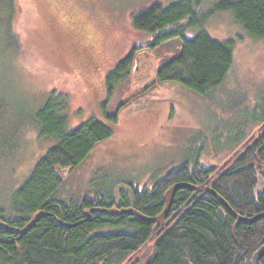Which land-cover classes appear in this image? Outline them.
Listing matches in <instances>:
<instances>
[{"label": "rangeland", "instance_id": "1", "mask_svg": "<svg viewBox=\"0 0 264 264\" xmlns=\"http://www.w3.org/2000/svg\"><path fill=\"white\" fill-rule=\"evenodd\" d=\"M178 1L15 0L16 43L0 21V203L8 204L55 142L40 139L32 122L51 93L67 98L69 132L90 118L113 129L79 166L61 172L58 198L67 202L105 194L118 198L130 185L149 186L154 175L198 154L203 166H222L256 135L254 114L264 107V40L250 38L229 13H212L205 23L213 39L235 42L233 66L210 99L177 83L157 82L158 65L180 51L173 40L136 56L138 69L134 62L107 106L110 116L119 110L117 121L104 116L106 76L133 47L152 41L133 27L132 17L151 5ZM218 1L202 0L199 13H210Z\"/></svg>", "mask_w": 264, "mask_h": 264}, {"label": "trees", "instance_id": "2", "mask_svg": "<svg viewBox=\"0 0 264 264\" xmlns=\"http://www.w3.org/2000/svg\"><path fill=\"white\" fill-rule=\"evenodd\" d=\"M201 1L179 0L167 7L154 4L132 17L133 27L149 34L152 41L133 47L106 76L107 99L101 108L110 122L117 121L119 110L110 116L107 106L115 90L128 81L142 50L178 40L180 51L158 65L157 82L177 83L210 99L233 66L235 42L213 39L205 31L207 17L229 13L250 38L264 40V0H220L206 15L198 11ZM14 8L15 0H0L4 15L0 21L6 22L13 44ZM191 30L196 33L189 36ZM66 107L65 96L51 93L34 114L38 137L55 142L11 193L8 204L0 203V264H250L264 247V107L254 114L259 131L222 166L205 167L198 154L163 175H154L149 186L130 185V191H120L118 198L105 194L68 202L58 198L61 172L79 166L97 145L113 136V129L90 118L69 132ZM180 183L199 189L177 190L158 229L136 214L124 213L158 216L165 193ZM204 188L223 198L240 217L259 218L240 224Z\"/></svg>", "mask_w": 264, "mask_h": 264}, {"label": "water", "instance_id": "3", "mask_svg": "<svg viewBox=\"0 0 264 264\" xmlns=\"http://www.w3.org/2000/svg\"><path fill=\"white\" fill-rule=\"evenodd\" d=\"M135 67L134 70L136 71L138 69V57L135 58ZM179 189H187L190 191H198V187L196 186H192L189 184H184V183H180V184H176L174 186H172L164 195V208L162 210V212L154 217V218H147L135 211L129 210V211H124L125 214H136L141 220H143L144 222L153 224V228L156 230L159 227L163 226V224L165 223L170 209H171V205H172V198L174 196V194L176 193L177 190ZM205 191H207L209 194H211L212 196H214L218 202L225 208V210L231 215L233 216L237 222H239L240 224H251L254 223L259 216L257 217H253V218H242L239 215H237L231 208L230 206L227 204V202L221 198L219 195H217L213 190H207L206 188H204ZM264 256V247L260 248L253 256L252 259L250 261V264H260V259Z\"/></svg>", "mask_w": 264, "mask_h": 264}]
</instances>
